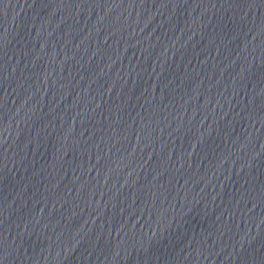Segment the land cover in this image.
Segmentation results:
<instances>
[{
    "label": "water",
    "instance_id": "obj_1",
    "mask_svg": "<svg viewBox=\"0 0 264 264\" xmlns=\"http://www.w3.org/2000/svg\"><path fill=\"white\" fill-rule=\"evenodd\" d=\"M0 264H264V0H0Z\"/></svg>",
    "mask_w": 264,
    "mask_h": 264
}]
</instances>
